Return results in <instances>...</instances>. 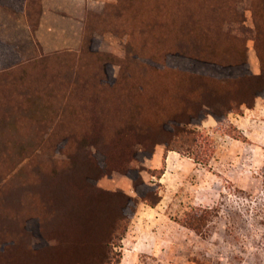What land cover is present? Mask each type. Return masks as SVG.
I'll list each match as a JSON object with an SVG mask.
<instances>
[{"label":"rangeland","instance_id":"374dc122","mask_svg":"<svg viewBox=\"0 0 264 264\" xmlns=\"http://www.w3.org/2000/svg\"><path fill=\"white\" fill-rule=\"evenodd\" d=\"M88 5L81 36L64 49L39 41V0L26 12L29 38L22 27L9 38L0 34V155L9 156L0 178L17 165L0 208L21 205L35 249L22 233L12 243L21 226L3 219L0 264H82L77 246L88 235L89 247L97 246L115 218L131 212L109 264H264V95L221 125L205 113L186 126L196 137L191 145L187 134L175 140L174 130L187 110L199 111L200 76L210 74L203 67L216 42L246 43L244 72H261L256 45L264 51V0ZM91 136L106 139L92 151L102 166H114L94 184L134 201L95 194L85 205L93 144L81 139ZM168 140L183 147L179 161L155 159ZM129 161L128 174L116 166ZM144 196L159 201L135 203ZM85 259L98 264L96 255Z\"/></svg>","mask_w":264,"mask_h":264},{"label":"trees","instance_id":"16d2710c","mask_svg":"<svg viewBox=\"0 0 264 264\" xmlns=\"http://www.w3.org/2000/svg\"><path fill=\"white\" fill-rule=\"evenodd\" d=\"M32 32L34 33L33 29ZM231 41V40H230ZM247 44L243 46H238L236 44V41H232L229 43L226 42H216L213 45L212 54L213 56L211 59L208 57L206 59L208 61V65L204 64L205 66L203 69L208 68V71H210V74H201V78L203 79V82L201 83V87L203 92H199V94L196 95V98L199 102V111L191 112L190 110H187L189 112V116L187 118H182L178 120L176 123V126L174 127V130L176 132L177 138L175 140L181 139L184 135L187 134L188 137H186V144L191 145L196 140L192 137V132H189L191 130H186V126L193 124L194 122H198V120H202L204 114L210 113L212 114L219 125L223 123L224 120H227L229 117V114L233 111H237L238 109L242 108L243 106H252L255 103L256 97L264 95V51L259 46L256 45V48L258 49V54L261 61V72L259 74H254L252 71L248 70L247 72H244V69H249L248 64V57H247ZM231 47L234 50H230ZM262 50V51H261ZM224 55L223 57H221ZM203 59V58H202ZM204 60V59H203ZM243 77V78H242ZM247 79L248 83L246 85V88H241L240 90H237V85H245ZM211 81V82H209ZM253 81L255 83H259L256 85H251V88L249 87L250 82ZM205 96V97H204ZM186 109H189V107H186ZM23 114L27 112L25 109ZM27 114H31V112H28ZM230 124V123H229ZM164 125V123H163ZM164 127V126H163ZM186 132V133H184ZM190 134V135H189ZM196 134V132H194ZM192 137V138H191ZM88 138V139H87ZM81 139L85 144L86 142L90 145L91 148L88 150L87 154V164L91 165L90 167H87V176L85 178H88L89 183L85 181V185L87 186V190L84 192L83 198L85 199V205L88 203H93V197L95 194L98 195H118L121 197V199L124 200L123 205H127L130 200L134 201L130 196L124 195L122 193H110L106 192L94 184V181L98 179V177H101L105 174H108L109 172L114 170V166L107 161L109 165H101V162L99 159L96 158L95 153L92 151L93 147L95 149L100 148L101 145L105 144L106 139L102 138L101 136H91V139L89 137ZM166 144L165 150H176L183 154V147H173L170 146L169 140L168 141H160ZM88 146V145H87ZM89 147V146H88ZM138 152H135V156ZM106 159H110V155L107 153H104ZM133 156V157H135ZM7 155H0V163L4 158H8ZM110 157V158H109ZM111 161V159H110ZM132 162L129 161L127 164H124V167L120 165H116L121 171H123L125 174H128L130 171V164ZM17 166V165H16ZM13 167L6 175H3L0 178V182L4 180L3 183H0V196L2 194V189L5 188L9 178L8 175L11 174L12 171L16 168ZM80 167V166H79ZM82 167V166H81ZM78 171L79 168H76ZM140 174V173H139ZM91 179L93 182H91ZM142 179V178H141ZM142 181V180H141ZM91 195V196H90ZM138 200H143L148 202L150 205H154L159 201V198L154 199L150 196H144L141 199H136L135 203L138 202ZM101 205H104L103 202H100ZM93 205H91L92 207ZM90 207V208H91ZM88 208V209H90ZM21 211V205H17L15 207H5L4 209L0 208V221L5 220H12V223H15L18 226H21V230L15 229L14 232L10 235V240L14 244H18L17 240H22L24 237L28 242V246L30 249H34L32 247V243L30 242V237L32 236L30 234L29 229L27 228V219H20L19 212ZM132 213V212H131ZM131 213H124L123 215H119V218H115L113 224L109 227V230L106 234L99 237V240L97 242V246L90 248V239L91 237L88 235L76 248V252H78V256L80 259H76L78 263L82 264H89L91 261L87 258L88 255H96L97 263L98 264H109L112 260V256L116 253V242L122 238V235L127 230L128 227V218L131 216ZM198 221V218L194 220L195 224ZM10 228V227H9ZM23 234L24 237H22L19 234ZM56 238L54 235L52 237H47L46 239H54ZM51 241V240H50ZM69 257H76L75 254L69 255Z\"/></svg>","mask_w":264,"mask_h":264},{"label":"crops","instance_id":"0c3cea01","mask_svg":"<svg viewBox=\"0 0 264 264\" xmlns=\"http://www.w3.org/2000/svg\"><path fill=\"white\" fill-rule=\"evenodd\" d=\"M33 0H0V29L2 37L9 38L11 29L22 27L27 38L30 29L26 12ZM40 18L37 37L46 49L60 50L72 46L83 29V21L89 7L88 0H39ZM15 35L17 32L14 33ZM155 159L160 156L168 161L180 160L176 150H155ZM180 156V157H178ZM167 158V160H166ZM162 159V161H163Z\"/></svg>","mask_w":264,"mask_h":264}]
</instances>
